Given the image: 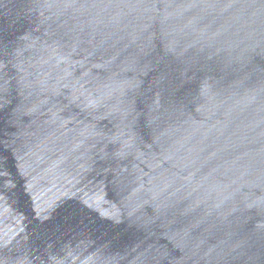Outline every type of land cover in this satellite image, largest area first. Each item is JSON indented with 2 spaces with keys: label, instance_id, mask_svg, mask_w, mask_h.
<instances>
[{
  "label": "water",
  "instance_id": "obj_1",
  "mask_svg": "<svg viewBox=\"0 0 264 264\" xmlns=\"http://www.w3.org/2000/svg\"><path fill=\"white\" fill-rule=\"evenodd\" d=\"M0 264H264V0H0Z\"/></svg>",
  "mask_w": 264,
  "mask_h": 264
}]
</instances>
